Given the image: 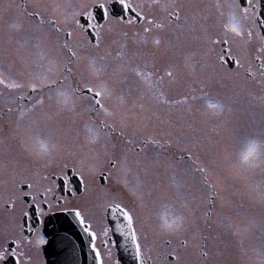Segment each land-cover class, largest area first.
<instances>
[{
    "label": "rangeland",
    "instance_id": "rangeland-1",
    "mask_svg": "<svg viewBox=\"0 0 264 264\" xmlns=\"http://www.w3.org/2000/svg\"><path fill=\"white\" fill-rule=\"evenodd\" d=\"M81 2L82 0H25L26 8L39 12L40 18L45 23L40 25L39 22L31 20L28 22L27 19V41L19 50L22 52L21 60L20 57L16 58L23 65H21L24 69L22 72H45L49 66L47 60L43 61L44 69L37 68V63L41 62L39 53L44 52L48 59L58 61L47 75L52 80L62 81L61 84L65 88L61 86L60 90L66 91L68 87L70 101L75 103V107L69 110L58 103V99L62 98L57 97L56 90L52 92L47 88L44 90L45 104L40 107L41 120L27 124L25 128V131L29 127L35 128V134L49 144V154L37 156L41 163L51 164L61 159L69 161L70 165H75L87 178V187L84 190V199L88 202L85 205L86 212H103V207L99 208L102 206H100L101 196H104L105 191L98 188V177L101 175L104 163L116 159L125 165L124 160L131 161L129 153L133 150L124 144L123 140L108 136L109 133L102 132L98 126L96 128L90 117L101 118L104 123L113 125L116 129L114 132L122 130L127 135L134 132L145 133L142 136L143 139L149 138L158 143L146 147L147 152L150 151L148 155L145 151L140 154L132 153L138 156L131 161V167L132 164L135 166L131 184L125 188L126 183L121 185L118 179L115 180L113 177L114 181L111 180L106 189L104 205L114 199L125 203L127 199L128 202L135 203L134 210L137 213L145 215L150 212L149 204H152L150 213H154L156 218L165 211L172 218L185 213L190 218L196 213L202 218V226H205V221L209 218L207 213L211 212V218H209L211 226L205 233V240L209 246L213 247L212 250L208 249L207 253L212 252L211 258L215 264H264V157L256 160L255 167L243 169L232 167L236 155L246 140L252 139L264 143V121L260 114V109L263 111L264 107L255 105L252 100L253 105L247 106L244 117L224 123L220 126L223 127L221 132H218L219 126L215 122L212 123L211 120L201 117L200 113L192 116L195 110L191 108H187V119H181L178 112L184 113L183 109L157 103L153 95L156 89H153V92L149 91L139 78L125 70L117 72L122 68L130 69L129 65L135 54V50L132 54L131 51H126L120 56V42H129L123 46L134 42L142 43L144 46L147 44L145 40H142L144 36L149 38L159 36L155 33L147 36L140 34L136 37L128 33L125 37L122 35L123 27H117L107 34L99 49L80 50L79 61L70 65L72 76L67 73L61 74L58 70L59 58L56 49L63 43L64 35L63 33L55 34L47 22L63 20L64 15ZM165 12L163 8H155V19L163 20ZM187 17V19L195 20L192 16L187 15ZM61 27L66 26L61 24ZM34 35L39 39L34 38ZM38 44L39 47H37ZM154 46L159 49L160 44H154ZM18 47L19 45L13 43L0 45V52L17 53ZM63 60L66 62L67 57H63ZM93 62L95 68L102 69L99 75L93 72ZM168 65L166 60H157L153 67L154 82L163 77L162 89L165 94L172 89L179 91L182 86V82L166 80L164 70ZM65 76L67 79H64ZM86 82L106 83L114 89V95L106 102L112 115L106 116L97 112L92 114L93 111L87 110L88 101L76 98V94L71 91V86L83 88ZM14 94L18 93H0L1 109L13 105L8 96ZM49 96L52 97L51 100L48 99ZM39 98V95L35 96L32 103ZM152 101L155 104L151 109L146 104H151ZM142 102L143 104L140 105ZM69 107L71 108V103ZM139 107L141 109H138ZM89 128L92 131H89ZM97 132L98 139L95 138ZM4 134L1 132L0 137L2 138ZM235 135L242 137H235ZM28 136V140L32 141L29 134ZM142 138L133 141L134 145L141 146ZM165 142L168 144H164ZM163 146H165L166 154L161 151ZM8 148L13 149L12 156L16 160L18 157L22 158L18 144ZM167 152L170 154L167 155ZM109 155L110 158H108ZM178 155L186 156L187 159L178 160L176 159ZM26 159L30 157L27 155ZM194 165L198 168L195 169ZM200 168L205 169V172L198 171ZM245 183L253 189V196L250 194L244 200L237 190ZM213 191L217 193L214 198ZM233 191H236L234 193L237 195L235 201L232 200ZM149 197H151L150 201ZM254 197L261 200L256 201ZM233 202L244 211V214L242 218L236 217L241 229L239 237L230 241L227 234ZM242 203L244 207L241 206ZM162 236L163 234L157 236L156 244L161 243ZM199 246L198 241L195 248L190 253H186V264H191L194 260L202 261Z\"/></svg>",
    "mask_w": 264,
    "mask_h": 264
},
{
    "label": "flooded vegetation",
    "instance_id": "flooded-vegetation-1",
    "mask_svg": "<svg viewBox=\"0 0 264 264\" xmlns=\"http://www.w3.org/2000/svg\"><path fill=\"white\" fill-rule=\"evenodd\" d=\"M133 2L137 4L143 3L147 6V4L151 3V0H133ZM229 2L230 0H160L161 5L168 6L167 9H165L166 15L164 16V19L157 20L164 23V28H153L151 32L144 33L143 27L145 25L141 23L131 27H123L124 31H122V35L123 32L126 31L136 37L140 34H142L141 36H147L156 33L159 35L156 38H159L161 41L159 49L154 46L155 43L153 42V36H150V38L144 36V38H142V40L147 42L144 46L142 43L138 42L123 46V44H129V42H120V56L126 51H131L132 54L135 50V54H133L131 59L132 63L129 65L131 68H122L117 72L119 73L121 70H125L129 74L135 75L131 69L138 68L144 72H150L153 74V67L156 61L166 60L169 65L166 66L167 69L164 70V73L169 70L173 72L172 78H169L164 74L166 80H168V82L170 79L176 83L182 82V86L179 88V91H174V89L166 91L167 98L170 101L183 100L185 97L187 98L186 103H169L166 105H172L171 107H179L183 109L184 113L178 112V115H180L179 117L181 119L185 120L187 119V108L195 110L191 114L192 116L195 113H200L201 117L211 120L212 123L215 122V124L219 126L218 132L222 131L223 127L220 126L224 123H230L231 121H236L244 117L247 106L253 105L251 103L252 100L255 105L263 108L264 80H262L259 74H257L255 79H246L243 75V69L240 70V75L237 76L234 73H229L226 68H221L216 59V54L220 51V46L211 45L209 43V38H214L219 33V28L216 26L218 11L215 5L217 3L226 5ZM21 5H23V7H21ZM155 8L161 7L154 6L150 10L151 15L154 18ZM115 10L118 11V6ZM145 10L148 11L147 7ZM173 11L179 12L180 19L178 21L175 20L174 16H168V13ZM221 11L225 13L226 17L228 12L227 7H223ZM28 13H33V11L26 8L25 0H0V45H10L11 43L19 45L17 53L12 52V54H10V52H0V72H3L5 76L11 75L17 77V74L24 70L21 68L22 63L16 58L19 59L21 56L20 53L22 52L19 51L21 49V45H24L27 41V19L28 22H30V20L32 22H39L41 19L40 16L37 18H29L27 15ZM187 15L194 17L195 20L187 19ZM97 18L99 19V13L97 14ZM83 22L84 21L82 20V23ZM53 32L55 33V31ZM33 37L36 38L38 36L34 35ZM63 38L65 39L64 36ZM14 50L16 51V49ZM18 65L20 66L18 67ZM145 66L147 68H144ZM121 67H123V65H121ZM72 75L73 72L71 73V76ZM154 76L155 75L153 74L151 77L153 81ZM59 82L60 87L62 86L61 88L64 89L65 87L61 84L62 81L59 80ZM169 84L171 85V83ZM71 87V91L78 88L77 86ZM66 89L67 92L68 87H66ZM153 91L154 90H152V92ZM3 92L7 93L12 91L6 89L3 85H0V93ZM15 95L17 94L10 95L8 97L12 98ZM88 95L90 96L91 94ZM193 97H195V99H193ZM209 103L217 104L219 107L211 109L208 107ZM31 104L32 101L25 102L24 106L27 108L30 107ZM142 104L143 102L140 103V105ZM154 104L155 103L152 101L151 104L147 103L146 105L148 108L152 109L154 108ZM140 105L138 104V106ZM9 107L13 109L11 113L7 110ZM138 109H141V107ZM40 113V107L38 106L32 113H26L24 116H21L19 106L15 103H13V105L5 106L0 110V125L2 126H0V133H5L2 138L0 137V228H3L9 217L13 215L19 217L22 207L32 204L31 197H23L24 204H21V201L17 200L16 207L12 210L7 209L5 205V201L13 194L17 196L19 195V192H16L18 185L22 191H29L26 185L20 184L22 180H27L34 186L32 191L39 189L43 192V189L48 186H51L54 190L53 193L48 194V199L53 205L51 211L48 210L47 204H42V207L47 215L38 217L35 213L34 205L28 209L29 215L32 219L30 221H26V223H31L34 229L31 235L34 236L36 234L35 229L38 228L40 230V234L43 235L46 241L48 240L44 232L45 221L52 215L64 213V211H61L58 206L64 205L66 201L64 199L57 198L65 196L68 197V206L79 207L86 218H91L94 230L99 232L101 219L106 215L104 212V204L106 201L105 197L107 195L106 189L110 185L111 180L114 181V179H118V182L121 185H125L126 183L127 185L125 188H127L128 185L131 184V179L134 176L133 167L135 166L132 164L131 167L132 158L137 159L138 156L132 153L140 154L145 151L148 155V152L150 151L147 152L146 147L154 143H151L149 138H142L145 133L134 132V134L129 133V135L124 133V136H120V132L118 131H110L108 128L101 130L102 132H108V136L110 137H117L118 140H123L124 144L128 145L133 152L130 151L129 153L131 161L124 160L126 163L125 165H122L121 162H118L116 159H112L111 161L104 163L103 170L101 171L103 175L98 177V188H101L103 192L105 191L104 196H101L102 200L100 206H102L99 208L101 209L103 207V212L87 213L85 205L88 202L87 199H84L85 186L80 184L79 177L72 176L70 172L68 173L70 179L68 187L77 191V196L75 198L71 197L69 193L64 191L63 178L60 173L64 163H69V161H62L61 159H58L59 161L55 160L51 164H42L37 155L33 154L40 152V146L39 143H36L33 140H28L29 136L26 133L25 128L27 124L32 122L37 123L38 120H41ZM93 113L95 112H92V114ZM260 114L263 116L264 121V110L261 111L260 109ZM90 120L96 128L97 126L99 127L101 122H103L101 118L90 117ZM235 137L242 136L235 135ZM141 138V146L134 145L133 141H138ZM129 140L132 141L131 144L128 143ZM17 144L19 151L22 152L23 156L22 158L18 157L16 160V158L12 156L13 149L11 150L8 147H13ZM164 144L167 145L168 143L165 142ZM161 151H164L166 154L165 146L161 148ZM24 153L26 156L28 155L30 159H26ZM173 153H175V151H173ZM168 154L170 153L167 152V155ZM111 155H113V153ZM108 158H110V155ZM182 158L187 159L186 156L183 157L181 155L176 157L178 160H182ZM113 164L115 166H113ZM194 166L195 169L198 168L197 165ZM53 173H56V175H53ZM44 176H49L50 179L44 180ZM237 191L241 193L240 195H242L244 200L246 197H249L250 194L253 196V189L247 183L243 184V186ZM234 192L236 191H233L232 194L233 201L236 200L237 196ZM213 195L214 198L217 196V193L213 191ZM149 198L150 201L151 197ZM254 198L256 201L261 200V198ZM39 199L42 200L43 196L39 197ZM119 202L122 201L120 200ZM124 202L125 203H122L127 205L130 209H135V203L132 204L131 202H128L127 199ZM234 204L235 202L232 203V207L230 209L231 219L229 220V232L227 234L228 240L230 241L239 237L238 235L241 229H239V221L236 217L242 218L244 214V211L240 209L238 205L236 206ZM241 206L244 207V203H242ZM149 209L151 212L152 204H149ZM150 212L145 215L138 213L143 223V233L147 237V244L153 249L151 252L152 261L150 264H177L175 260L167 256V253L172 252L173 250H175L180 257L179 264H186V253H190L195 248V244H197L198 241L200 244L199 254L202 257V261L198 262L197 260H194L191 264H215L211 258L212 252L207 253V250H212L213 247L209 246L205 240V233L211 226L209 220V218H211V212L207 213L209 218L205 221V226H202V218L198 214L195 213L190 216V218L187 217L188 215L186 213L181 214L184 217L181 230L178 233L163 234L160 244L155 243L157 236L161 234L158 228L159 220L156 218L154 213ZM107 216L108 220L111 221V213L108 212ZM41 219L43 221L42 224L39 223ZM169 219H172L170 215ZM120 222L123 223L122 218L120 219ZM81 232L83 236L81 238L80 245H74V239L72 238L67 239V249H62L65 251V255L64 251L63 253L59 252L54 255H48V241L45 245L41 246L40 249H34L30 253L32 256V264H48V256L53 257L52 259L56 264L58 263V260L62 263H64V260H67L68 264H91V262L94 264V254L91 252L89 246L90 238L83 232V229ZM192 237L194 238L193 240ZM113 238L117 239L118 242L121 239L119 237ZM166 240L171 241V243L166 244ZM184 240H187L188 242L186 248L181 246V242ZM97 246L100 248L102 253L105 251L99 239L97 240ZM115 256L122 260V264H127V262L130 261V256L125 253L123 249L115 250ZM9 264H11V261H9Z\"/></svg>",
    "mask_w": 264,
    "mask_h": 264
},
{
    "label": "snow or ice",
    "instance_id": "snow-or-ice-1",
    "mask_svg": "<svg viewBox=\"0 0 264 264\" xmlns=\"http://www.w3.org/2000/svg\"><path fill=\"white\" fill-rule=\"evenodd\" d=\"M117 6L118 11L115 10ZM154 6L164 9L168 7L167 5H161L160 0H151V3L147 4V6L143 3H134L133 0H82L81 3L73 7L71 12L64 15L63 20H49L47 23L53 31L57 35L63 33L65 37L63 43L59 44L56 49L60 73L71 75L72 67L70 65L79 61V51L87 48L99 49L104 42L105 36L117 27H131L142 23L145 25L143 27L144 33L151 32L153 28H164V23L157 21L151 15L150 10ZM146 7L148 11L145 10ZM215 7L218 11L216 26L219 28V33L214 38L210 37L209 43L220 46V51L216 54L217 63L221 68H226L229 73H234L237 76L240 75V70L243 69V75L246 79H255L257 74H259L264 80V0H230L226 5L217 3ZM223 7L228 9L226 17L225 13L221 11ZM98 13L99 19L97 18ZM27 15L29 18H37L40 13L33 12ZM168 16H174L177 21L180 19L178 11L169 12ZM82 20L84 21L83 23ZM39 23L43 25L45 21L40 19ZM61 24L66 27L62 28ZM123 35L126 37L128 33L125 31ZM153 42L159 45L161 41L159 38H153ZM39 46L38 44L37 47ZM63 57H67L66 62H64ZM39 60L41 62L37 63L38 69H44L45 64L43 61L47 60L49 66L45 72H21L17 74L19 78L11 75L5 76L3 72H0V85L18 93L11 98V102L19 106L21 116L26 113H32L38 106L42 107L45 104L44 90L46 88L49 91L56 90L57 97L62 98L58 99L59 104L69 108V110L74 108L75 103L70 101L69 94L60 90V82L50 79L47 75V72H51L52 66H55L58 61L48 59L44 52L39 53ZM101 71L102 69L95 68L93 62L94 74L99 75ZM131 71L149 91L156 89L153 95L157 103L181 104L187 102L186 97L183 100L176 101H170L167 98L162 89L163 77L154 82L151 79L153 74L150 72H144L138 68H132ZM165 75L172 78L173 72L170 70L166 71ZM64 79H67V76ZM73 93L76 94L77 99L88 101V111L97 112L98 114L103 113L106 116L113 114L106 106V102L114 95V89L110 88L106 83L92 84L86 82L83 88L73 89ZM88 94L91 95L89 96ZM37 95L40 98L26 108L24 106L25 102H31ZM48 99L51 100L52 97L49 96ZM121 102H123V97H121ZM70 103L71 108L69 107ZM208 107L216 109L219 105L209 103ZM7 110L9 113L13 111L11 107ZM99 128L100 130L104 128H108L110 131L116 130L113 125H108L104 122L100 123ZM88 130L92 131L91 128ZM26 132L34 142L40 145V152L33 154L37 156L48 155L50 152L49 144L35 134L36 129L29 127ZM119 135L124 136V132L121 130ZM95 138H99L98 132L95 134ZM150 142L158 143L155 140ZM128 143L131 144L132 141L129 140ZM261 157H264V143L248 139L240 148L232 167L238 169L255 167L256 160ZM113 166L115 165L113 164ZM198 171L204 173L205 169L200 168ZM69 172L72 176H78L80 184L85 187H87V178L82 171H78L75 165L70 166L69 163H64L60 173L63 178V188L65 192L75 198L77 191L68 187L70 183ZM53 175H56V173H53ZM43 179L48 180L50 177L44 176ZM205 179H207V176H205ZM20 184L26 185L29 191H22L18 185L16 192H19V195L13 194L5 201L7 209H14L17 200L24 204L23 197H31L32 204L22 207L19 217L15 215L9 217L3 228H0V264H9V261H11V264H32L30 253L34 249H40L41 246L47 243L38 228L35 229L36 234L34 236L31 235L34 229L31 223H26V221L32 219L28 209L33 205L38 217L47 215L42 204H47L48 210L51 211L53 205L48 199V194L53 193L54 190L51 186H48L43 189V192L39 189L32 191L34 186L27 180H22ZM41 196H43L42 200L39 199ZM57 199L66 201L64 205H59L58 207L61 211L72 213L83 232L90 238L89 246L94 254V264H122V260L115 256V250L118 249H123L130 256V261L127 264H150L153 249L147 244V237L143 233V223L135 210L130 209L122 202L115 199L112 200L105 205L106 215L102 217L100 229L97 232L93 228L91 218H86L79 207L68 206L67 196ZM109 210L111 221L108 220L107 216ZM121 218L123 223L120 222ZM158 220L160 233L172 234L181 230L184 217L176 215L169 219V213L165 211L159 215ZM39 223H43L42 219ZM113 237L121 239L118 242ZM98 239L105 249L103 253L97 246ZM165 243L170 244L171 241L166 240ZM187 245V240L181 242L182 247L186 248ZM167 256L179 264L180 257L175 250L167 253Z\"/></svg>",
    "mask_w": 264,
    "mask_h": 264
},
{
    "label": "water",
    "instance_id": "water-1",
    "mask_svg": "<svg viewBox=\"0 0 264 264\" xmlns=\"http://www.w3.org/2000/svg\"><path fill=\"white\" fill-rule=\"evenodd\" d=\"M81 231L82 229L72 213H60L50 217L44 227V232L48 238V255H54L63 252L62 249H67L65 245L68 244L67 238L69 236L76 238L79 241L78 245H80V237L83 236ZM52 258L48 256V264H56Z\"/></svg>",
    "mask_w": 264,
    "mask_h": 264
}]
</instances>
